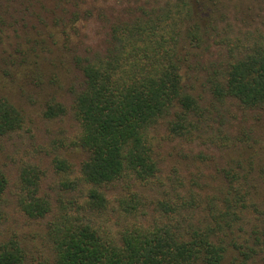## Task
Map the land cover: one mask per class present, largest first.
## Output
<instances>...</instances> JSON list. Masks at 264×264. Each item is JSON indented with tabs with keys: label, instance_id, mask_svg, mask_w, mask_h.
Instances as JSON below:
<instances>
[{
	"label": "trees",
	"instance_id": "1",
	"mask_svg": "<svg viewBox=\"0 0 264 264\" xmlns=\"http://www.w3.org/2000/svg\"><path fill=\"white\" fill-rule=\"evenodd\" d=\"M162 1L117 19L110 27L109 45L93 56L78 54L69 34L73 64L83 75L82 86L71 100V110L80 123L75 146L84 149L87 157L77 183L70 182L74 187L82 184V197H73L69 204L55 209L47 224L55 264H221L231 249L235 253L230 254V264H250L256 255L264 254V233L259 228L264 226V209L257 200L260 181L252 156L232 159L222 167L224 191L220 197L178 185L159 198L138 191V187L162 181L156 138L149 134L151 126L162 120L168 119L171 136L186 142L204 138L205 131L208 141L218 148L239 143L232 137H238L236 134L205 129L206 113L211 110L201 106L203 97L195 93L199 77L192 71H204L201 85L216 101L234 102L264 120V27L238 34L224 31L225 56L205 62L195 52L219 44L213 45L211 40L221 36L216 17L223 5L219 0ZM74 6L80 8L81 2L74 1ZM208 8L212 9L202 16ZM80 15L75 11L72 22ZM11 30L12 22L0 10V52ZM47 50L44 42L24 47L20 41L17 53L2 57L13 66L3 71L14 80L13 68H24L38 82ZM44 106L49 118L63 115L67 109L53 93ZM26 118L23 106L0 94V137L20 130ZM38 181L36 170L21 171V202L32 218L53 211L50 202L38 194ZM109 184L121 186L118 196L110 198L100 189ZM7 186L0 165V225ZM189 196L204 197L192 201ZM191 201L203 213L197 221L184 213L195 214ZM140 216L143 222L137 220ZM115 218L117 226L121 220L119 231ZM246 218L251 222L250 233L244 225ZM240 231L248 236L241 238ZM0 264H28L26 253L15 242L1 243ZM260 264H264V256Z\"/></svg>",
	"mask_w": 264,
	"mask_h": 264
},
{
	"label": "rangeland",
	"instance_id": "2",
	"mask_svg": "<svg viewBox=\"0 0 264 264\" xmlns=\"http://www.w3.org/2000/svg\"><path fill=\"white\" fill-rule=\"evenodd\" d=\"M74 1L76 0H0V10H3L8 20L12 22L11 36L1 44L0 94L23 106L27 114L26 122L20 130L0 137V165L8 178V186L2 201L5 217L0 225V244L15 242L20 245L26 253L28 264H55L52 245L46 236L47 224L52 219L55 209L62 204H69L67 202L73 197H82L83 193L82 184L74 187V184L70 183L75 180L77 183V174L87 157V152L75 146V135L80 130V123L71 110V100L74 91L82 86L83 75L73 64L71 58L73 52L69 51V34L71 44L76 47L78 54L93 56L104 52L109 45L110 27L117 19H126L129 11L138 12L141 7L151 8L163 2L78 0L81 6L75 8ZM219 3L223 7L218 8L220 12L216 22L219 24L217 27L221 36L212 37L211 40L213 45L217 42L219 44L210 49L203 47L202 50L197 49L195 52L196 55L202 54L205 62L218 61L225 56L224 43H221L222 37L225 36L224 31L238 34L256 26L264 27V0H219ZM211 9L202 11L201 15L206 16ZM75 11H80L81 15L72 22ZM20 41L24 47H31L38 41L49 47V50L43 53L41 79L38 82L30 79L24 68H13L14 80L3 71V68L13 66H9V63L7 65L2 57L5 58L9 53H17V44ZM192 72L193 76L199 77L197 80L204 74L202 70L198 73ZM197 80L196 84L200 87L195 93L203 97L201 106L211 110L206 113L209 116H206L204 122V125L207 124L205 129L209 133L211 130L213 132L223 129L229 134H236L241 138L232 137L239 140V143L237 145L229 143L231 146H226V149L218 148L208 141L205 131L204 138L186 142L180 137L171 136L168 119L162 120L149 130L150 136L156 138L155 151L162 181L146 188L138 187V191L141 190L146 197L159 198L170 188L178 185L183 190L184 187H190L204 196L209 194L220 197L224 191L222 167L232 159L241 160L252 156L255 175L260 181L257 200L260 209L263 210L264 120H259L254 112L243 110L234 102L216 101L203 89L201 85L203 79ZM51 93L67 106L63 115L54 118L44 115L45 101ZM26 168L36 170L39 178L38 194L52 205L53 211L43 218L30 217L21 202L23 190L20 175ZM100 189L110 198L118 196L122 190L120 185L111 184L102 185ZM204 196L199 200H203ZM188 199L195 201L198 196L196 199L189 196ZM192 201L195 214H191L190 211L184 213L197 221L203 213H200V207L195 206ZM142 218L140 216L137 220L143 222ZM114 221L116 223L117 218ZM245 221L248 224H244L246 232L250 233V219L246 218ZM119 222L118 226L115 224L116 229L121 227ZM259 228L260 232L264 233L262 224ZM246 232L240 231L238 234L245 238L248 236ZM231 253L235 252L231 249ZM230 254L221 264H230ZM263 256V253L256 255L250 264H260Z\"/></svg>",
	"mask_w": 264,
	"mask_h": 264
}]
</instances>
